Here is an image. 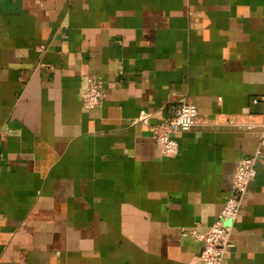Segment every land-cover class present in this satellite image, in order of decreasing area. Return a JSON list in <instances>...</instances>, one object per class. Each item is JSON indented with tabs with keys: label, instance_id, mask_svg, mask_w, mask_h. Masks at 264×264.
Returning <instances> with one entry per match:
<instances>
[{
	"label": "crops",
	"instance_id": "0c3cea01",
	"mask_svg": "<svg viewBox=\"0 0 264 264\" xmlns=\"http://www.w3.org/2000/svg\"><path fill=\"white\" fill-rule=\"evenodd\" d=\"M180 102L168 159L148 126ZM260 133L264 0H0V264H202L181 229L258 150L222 264H264Z\"/></svg>",
	"mask_w": 264,
	"mask_h": 264
},
{
	"label": "built area",
	"instance_id": "2783aa9c",
	"mask_svg": "<svg viewBox=\"0 0 264 264\" xmlns=\"http://www.w3.org/2000/svg\"><path fill=\"white\" fill-rule=\"evenodd\" d=\"M88 88L81 94L82 106L92 109L100 105L104 98L101 82L97 78L87 80ZM196 107L187 102L177 103L169 116L149 125L154 142L164 158H174L179 144L174 137L177 133L188 132L195 125ZM150 115L138 118L143 124H149ZM259 145H264V134H258ZM259 150L252 156L241 158L234 169L230 194L224 202L218 216L203 232L194 228H182L184 236H191L201 243L200 260L202 264H222L224 255L233 247L232 228L239 215L242 200L251 180L256 175V164L260 160Z\"/></svg>",
	"mask_w": 264,
	"mask_h": 264
}]
</instances>
